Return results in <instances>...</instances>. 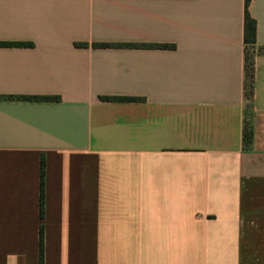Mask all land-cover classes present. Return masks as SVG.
Returning <instances> with one entry per match:
<instances>
[{
  "label": "crops",
  "instance_id": "1",
  "mask_svg": "<svg viewBox=\"0 0 264 264\" xmlns=\"http://www.w3.org/2000/svg\"><path fill=\"white\" fill-rule=\"evenodd\" d=\"M245 11L0 0V264H39L41 227L44 264H264V0L251 150Z\"/></svg>",
  "mask_w": 264,
  "mask_h": 264
},
{
  "label": "trees",
  "instance_id": "2",
  "mask_svg": "<svg viewBox=\"0 0 264 264\" xmlns=\"http://www.w3.org/2000/svg\"><path fill=\"white\" fill-rule=\"evenodd\" d=\"M252 0H246L245 22H244V42L246 45L245 51V96L247 100L246 119L243 130V142L246 149H251L254 142V128L249 117H252L253 112V98L255 88V44H256V21L250 16L248 6ZM101 46H108L101 44ZM251 51V52H250ZM103 101L114 102H138L140 98L136 97H103ZM44 187H45V161L44 157L40 164V215L43 217L44 213ZM39 264H44V235L43 228L40 230V256Z\"/></svg>",
  "mask_w": 264,
  "mask_h": 264
},
{
  "label": "rangeland",
  "instance_id": "3",
  "mask_svg": "<svg viewBox=\"0 0 264 264\" xmlns=\"http://www.w3.org/2000/svg\"><path fill=\"white\" fill-rule=\"evenodd\" d=\"M247 104L248 103H246V106ZM251 149H246V150H251ZM247 187L249 188H247L248 191L245 193L246 194V197H245L246 210L250 211L252 207L258 208L259 203L261 205H264L262 204V202L264 203V181H253L250 184H248Z\"/></svg>",
  "mask_w": 264,
  "mask_h": 264
}]
</instances>
